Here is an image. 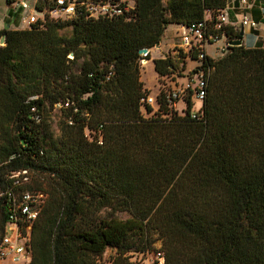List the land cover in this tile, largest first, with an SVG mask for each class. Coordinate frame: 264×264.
Masks as SVG:
<instances>
[{
  "label": "trees",
  "instance_id": "obj_1",
  "mask_svg": "<svg viewBox=\"0 0 264 264\" xmlns=\"http://www.w3.org/2000/svg\"><path fill=\"white\" fill-rule=\"evenodd\" d=\"M228 1L135 0L116 18L46 14L0 29V194L48 195L31 264H101L109 248L111 264L157 250L165 264H264V47L230 46L240 28L214 30ZM205 19L227 47L197 68L210 69L203 118L191 117L190 100L181 115L163 99L159 116L145 117L140 63L151 53L140 51L169 25ZM181 56L184 68L155 60L157 74L182 76ZM24 170L28 182L11 178ZM9 221L4 194L0 241Z\"/></svg>",
  "mask_w": 264,
  "mask_h": 264
},
{
  "label": "built area",
  "instance_id": "obj_2",
  "mask_svg": "<svg viewBox=\"0 0 264 264\" xmlns=\"http://www.w3.org/2000/svg\"><path fill=\"white\" fill-rule=\"evenodd\" d=\"M14 1H18L17 6L22 10L30 11L28 17L25 19L28 27L37 23L39 19H43L46 14L53 18L63 19H71L82 15L90 18H116L129 13L135 6V0H52L54 3L52 9H46L42 13L36 8L39 0H36L34 9H31L26 0H7L8 4ZM257 1L264 0H240L239 2L245 7L253 8ZM227 25L237 28L244 26L245 28L256 29L259 23L248 15H244L241 21H232L227 6L226 9L218 14L214 30L221 31ZM181 27L183 30L181 34V46L170 53V56L178 63L180 68H184V63L181 62L183 60L182 54L189 58L191 54L196 53L198 59L202 61L205 54H207L208 45L224 39L225 46L222 52L227 47V38L225 36L219 38L216 35L209 34L210 28L207 19L190 26L181 25ZM142 56L146 57V55ZM188 58H186V61ZM194 71L189 74L188 80L184 84L177 82V78L180 77L178 74L173 75V77H160L163 82L160 85L158 96H146L142 98L141 103L143 106L150 105L153 107L154 105H159V101L163 99L169 109L178 112V104L179 102H183L184 108L179 110V112L181 115H184L187 109L186 101L190 100L193 104L191 117L195 120H201L203 118L201 108L207 96L210 69L201 68L199 70L196 68ZM183 72H181L182 75ZM21 177L22 180L28 182L30 178L29 172L24 170L11 176V178L16 179ZM15 184L19 185V180H16ZM4 194L7 195L10 201V221L7 224L5 235L0 241V262L31 264L33 259L31 233L34 223L46 206L48 195L43 191L27 190L15 193L11 189L0 194V196ZM146 264H165L164 253L160 250L152 252Z\"/></svg>",
  "mask_w": 264,
  "mask_h": 264
},
{
  "label": "rangeland",
  "instance_id": "obj_3",
  "mask_svg": "<svg viewBox=\"0 0 264 264\" xmlns=\"http://www.w3.org/2000/svg\"><path fill=\"white\" fill-rule=\"evenodd\" d=\"M26 2L30 5L31 9H34L36 0H26ZM17 3H18V1H14V2H11L8 4L7 0H0V29L9 28L12 30H15V29L23 30V29H26L28 27V25L25 21L26 12H25V10H22L21 8H19L17 6ZM28 14H27V16H28ZM19 19H21L24 22V24H22V25L16 24L17 20H19ZM12 24H14V25H12ZM176 30H177L176 27H170L169 30L167 31L166 36H167V38L169 37L172 40H176V45H178L179 39H176V38L179 35H177ZM65 33L69 34L70 30H67ZM251 39H252V37L250 38V37L246 36V45L250 48L252 46V44L250 43ZM224 46H225V40L221 39V40L215 42L214 44L208 45L207 46V52L210 54V56L212 58H217L223 54L222 51H223ZM259 46L264 47V41L263 40L259 43ZM158 51H159V54L162 53L160 59L168 58L169 55H171V54H168L166 50H164L163 48H160V47H158ZM156 54H157V51L153 52L152 56H154ZM143 61H146V60H142L140 63L141 64V78L143 79L142 81H145V84L150 87V89H147L149 91V96L156 97V96H158V94L160 92V85L163 81L161 80L160 76L157 73L153 72L152 63L144 64L145 62H143ZM148 64H149V66H148ZM200 66H201V61L188 58V60L186 61V65H185V71L183 72L182 76L177 78V82L179 84L186 83L188 80L189 74L192 73L196 68H199ZM160 106L161 105H160V101H159V105H154L152 107L153 108L152 113H146V112L144 113L145 117H147V118L158 117L159 113L161 112ZM183 108H184V103L179 102L178 109L182 110ZM179 110H178V112H179ZM54 114L59 115L57 111H55ZM55 119H56L55 121H58V116ZM56 123H55V127H56ZM56 131L58 132L57 128H56ZM120 217L122 219H127L128 215L123 213V214H120ZM155 247H156V249H160L161 248V242H158ZM115 254H116L115 250L112 248H109L106 251V253L104 254L103 258L101 259V264H111L113 258L115 257ZM130 255H131V261L138 264V263H148V260L150 259V256L152 255V253H149L148 255H146V254L143 255V254H139V253H131ZM0 264H12V263L1 262Z\"/></svg>",
  "mask_w": 264,
  "mask_h": 264
},
{
  "label": "crops",
  "instance_id": "obj_4",
  "mask_svg": "<svg viewBox=\"0 0 264 264\" xmlns=\"http://www.w3.org/2000/svg\"><path fill=\"white\" fill-rule=\"evenodd\" d=\"M239 1L240 0H229L228 1V9H229V13H230V16H231V20L232 21H241V19L243 18L244 15H248L249 17L253 18L254 20H256L259 23V26L256 29H251L249 27L245 28L244 45L246 47H248L246 45V36H248L250 38L252 37V39L250 40L251 41L250 43L252 44L251 48H253V47H263V46H259V43L262 40L264 41V1L255 2L253 8L245 7V6L241 5ZM25 12H26V17H28L27 14L30 13V11L28 10V11H25ZM19 20H17L16 24H19V25L24 24V22L21 19H19ZM12 25H14V24H12ZM170 27H176L177 28L176 33L179 36L176 39H179L178 40V42H179L178 45H176V40H172L171 38H169V37L167 38V36H166L167 31L169 30ZM182 31L183 30H182L181 26H178L176 24L169 25L167 30L165 31V34H164V36L162 38V41H161L160 45L149 51L151 53V55H150L151 58L149 60H146V61L149 64L152 63V67H153V72L154 73H157L156 70H155V62L154 61L157 60V59H160L161 55H162V53L159 54L158 47L163 48L164 50H166L168 54L172 53L174 49L179 48L181 46V34H182ZM155 51H157V54L152 56V53L155 52ZM207 54L210 56V54L208 52H207ZM149 64H148V66H149ZM143 82L145 84V81H143ZM145 88L146 89H150V87L147 86L146 84H145Z\"/></svg>",
  "mask_w": 264,
  "mask_h": 264
},
{
  "label": "water",
  "instance_id": "obj_5",
  "mask_svg": "<svg viewBox=\"0 0 264 264\" xmlns=\"http://www.w3.org/2000/svg\"><path fill=\"white\" fill-rule=\"evenodd\" d=\"M240 35H241V37L239 39H236L234 41L229 42V45L230 46H236V47L237 46H243L244 45V35H245V27L244 26H241L240 27ZM0 45L1 46H5L6 45V36L5 35L2 36V38L0 40ZM148 53H149V50L148 49H142L140 51V54L141 55H146L147 56Z\"/></svg>",
  "mask_w": 264,
  "mask_h": 264
},
{
  "label": "bare ground",
  "instance_id": "obj_6",
  "mask_svg": "<svg viewBox=\"0 0 264 264\" xmlns=\"http://www.w3.org/2000/svg\"><path fill=\"white\" fill-rule=\"evenodd\" d=\"M143 62H145L144 64L148 63L147 61H143Z\"/></svg>",
  "mask_w": 264,
  "mask_h": 264
}]
</instances>
